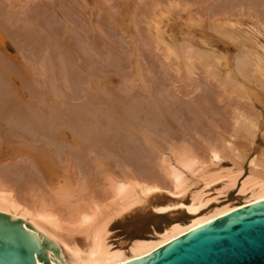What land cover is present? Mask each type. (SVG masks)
Returning <instances> with one entry per match:
<instances>
[{
  "label": "rangeland",
  "instance_id": "rangeland-1",
  "mask_svg": "<svg viewBox=\"0 0 264 264\" xmlns=\"http://www.w3.org/2000/svg\"><path fill=\"white\" fill-rule=\"evenodd\" d=\"M160 6H166L172 12H168L163 19V25L166 23L163 28L172 30L176 41L186 43L189 36L197 39L202 35L209 45L224 49L216 33L205 30L207 27L204 26L230 17L241 22L237 28L244 36L253 24L257 25L260 34L253 43L254 46H264V0H0V19L8 26L6 30L10 33H5L4 28L0 27L4 34L0 42V55L14 68H21L18 71L11 68L7 79L10 85L23 92L27 102L30 100L29 103L38 109L39 117L45 120L52 117L54 123V129H43L34 125L27 116L17 123L11 121V127L17 126L18 129L19 126L21 136H11V141L7 143H3L1 138L2 152L7 154L6 150L9 151L19 142L22 148L15 146L11 153L34 145L32 148L40 151L52 150L58 159H65L67 153V157L71 155L78 163L80 156H86L85 150L72 149L65 136L59 139L56 135L58 132H64L69 137L78 135L81 132L78 133L70 124L91 120L95 121L94 128L107 140H114L110 141L113 146L117 144L115 152L119 163L127 162L138 172L150 170L152 175L163 177L164 172L158 163V154L163 149L172 146L202 148V137H219L221 125L217 122L218 117L232 121L229 115L233 108L241 110L245 103L229 92L224 80L209 76V67L198 61L189 70L188 76H182L177 72L180 65H172L163 45L158 46L146 39L152 26L147 14L153 9L150 14L153 16L154 10L158 11ZM31 33H35L34 36ZM226 44L234 50L230 43ZM2 82L5 83L0 81V87L6 88L8 85ZM98 84L102 89L98 88ZM245 88L250 98L262 99L264 103V78L256 71L251 70L250 76L246 77ZM3 98L1 95L0 102ZM263 110L264 107L259 108L262 111L259 116L260 131L254 132L252 137L247 134L248 139L253 140H236L242 142L247 150L242 162L254 156L259 158L257 155L264 151ZM3 124L2 121L4 128ZM98 145L88 150L109 155L114 149L109 150L106 144L102 147V143ZM26 152H20L22 158L18 159L19 163L14 157L10 161L17 166L22 164V167L31 165V153ZM127 154L131 155L128 160L125 159ZM10 161L6 160L5 166L8 168L11 167ZM221 165L230 167L231 161L223 160ZM195 186L199 187V184L191 185L190 189H196ZM213 187L206 192L209 197L216 195L217 201L211 200L209 204L237 202V184L229 189L220 188L218 183ZM219 191L223 192L220 194ZM182 201L187 203L186 195ZM110 235L109 241L114 246L130 236L120 225H112Z\"/></svg>",
  "mask_w": 264,
  "mask_h": 264
},
{
  "label": "bare ground",
  "instance_id": "bare-ground-1",
  "mask_svg": "<svg viewBox=\"0 0 264 264\" xmlns=\"http://www.w3.org/2000/svg\"><path fill=\"white\" fill-rule=\"evenodd\" d=\"M152 10L150 9L147 14L152 26L146 39L157 45H163L172 65L177 67L180 65L177 72L182 76H188L189 70L193 69L195 62L198 61L209 67V76L224 80L229 92L239 97L245 105H241L243 106L241 110L233 108L234 111L229 115L232 121L219 116L217 122L221 125L220 136L212 139L202 137L204 142L202 148L172 146L169 149H163L158 154V163L160 162V168L164 172L163 177L152 175L149 173L150 170L138 172L127 162L119 163L115 152L117 144L114 143L113 146L111 143L114 140L111 138L107 140L104 134L94 128L95 121L91 120H79L70 124L72 125L70 127L77 129L78 133L81 132L78 135L69 137L64 135V132H58L56 135L59 139L65 136V140L70 143L72 149L82 152L85 150L86 156H80L81 164L77 163L71 155L67 157V153L65 155L67 158L62 160L56 158L52 150L40 151L36 148L37 151L32 148L34 145H30L32 149L29 146L27 149L30 148V150L26 148L22 150L30 151L31 155H28L31 157L29 159L31 165L22 167V164L17 166L10 161L14 157L19 163L18 159L22 158L20 154L22 150L20 152L15 150L16 152L12 153L11 150L15 146L21 149L22 144L16 142L20 144L18 146L13 143L15 146H12L13 148L9 151L6 150L10 152L9 154H4L3 148H0V213L32 225L56 244L61 258L67 264H125L151 253L163 244L222 214L264 199V151L260 153L261 155H257L260 156L259 158L247 157L248 160L245 158L246 161L242 162L247 150L242 142H236V140L241 141V138L253 140L248 139L247 134L252 137L253 133L259 130V116L262 115L259 108L264 107L263 100L250 98L245 88L246 77L250 76L251 70L264 78V46H254L253 43L260 34L259 27L253 24L248 34L244 36L237 28L241 22L234 18H222L209 22L207 26L205 24L204 27H207L205 30H213L224 45V49H221L215 45H209L207 40L201 37L202 35L197 39L189 36L186 43L174 40L173 31L163 28L166 26V23L163 25V19L167 17L169 9L166 6H160L159 10H154L151 16ZM169 14L172 12L170 11ZM0 27L8 33L6 30L8 26L6 27L1 19ZM3 36L4 34L0 31V42ZM218 39L216 38V41ZM225 42L230 43L234 50L227 47ZM36 44L35 42V46ZM6 61L0 55V81H4L9 86L0 87V94L5 98L0 102V140L2 138L3 143L10 142L11 136H13L11 138L21 136L19 126L18 129L15 126V129L9 123L22 121L25 116L30 117L34 125L43 129L53 128L54 125L51 116H49L50 120L39 117L38 109L36 110L29 103L30 100L26 101L23 92L10 85L7 79L8 74L10 75L11 68L16 67L14 68ZM19 69L21 68L18 66L15 70ZM5 83L2 82V84ZM98 88L102 89L99 84ZM87 116L90 115L87 114ZM60 125L59 128H61ZM56 128L58 130V126ZM98 143H102L101 147L106 144L109 150L114 149L109 152V155L99 153L97 149V151L88 150L89 147H95ZM33 149L36 152L35 150L32 152ZM129 155L127 154L125 159H130ZM6 156L9 158L5 159ZM6 160L12 162L13 166L10 163V165L7 163L11 166L10 168L5 166ZM223 160L231 161V166L221 165ZM20 171L22 174H19ZM217 183L224 189L232 188L237 184V202L209 204L211 200L217 201V198L216 195L209 197L206 191ZM194 184H199V187L190 189ZM185 195L187 203L182 201ZM112 225L122 226L129 232V238L114 246L110 242ZM32 248L37 251L34 241H32ZM46 259L49 264H60L52 262L47 257Z\"/></svg>",
  "mask_w": 264,
  "mask_h": 264
},
{
  "label": "water",
  "instance_id": "water-1",
  "mask_svg": "<svg viewBox=\"0 0 264 264\" xmlns=\"http://www.w3.org/2000/svg\"><path fill=\"white\" fill-rule=\"evenodd\" d=\"M44 255L67 264L56 244L32 225L0 213V264H49ZM125 264H264V199L222 214Z\"/></svg>",
  "mask_w": 264,
  "mask_h": 264
}]
</instances>
